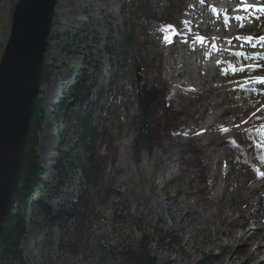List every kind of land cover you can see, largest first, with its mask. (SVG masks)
Listing matches in <instances>:
<instances>
[{
  "label": "rangeland",
  "instance_id": "374dc122",
  "mask_svg": "<svg viewBox=\"0 0 264 264\" xmlns=\"http://www.w3.org/2000/svg\"><path fill=\"white\" fill-rule=\"evenodd\" d=\"M16 1L0 0V55ZM228 1L175 0L171 7L166 0H56L45 53L49 80L38 93L44 121L37 153L45 184L37 198L49 214L38 206L27 212L21 242L25 264H124L119 247L137 248L143 239L150 242L156 264H264V177L257 178L255 171L264 172V148L255 146L264 143V85L254 82L263 72L247 67L264 61V37L253 33L263 20L244 8L246 19L234 27L228 16L236 12L229 7L237 8L241 0ZM246 2L256 6V15L264 14V0ZM134 14L141 19L132 25ZM169 23L177 25L166 28ZM221 27L225 31L215 30ZM166 32L172 43L165 42ZM234 37L241 42H230ZM148 62L149 79L164 84L150 111L157 136L143 140L132 82L135 71L148 73ZM77 78L85 80L92 125L101 134L94 153L104 162L103 177L87 216L61 220L60 213H67L78 195L81 173L66 161L64 177L57 176L60 153L74 147L76 134L72 116L62 120L53 108L60 103L77 109L70 94ZM52 86L49 101L46 91ZM218 128L229 129L220 133L233 134L230 141L243 149L247 162L238 151L225 149L211 167L210 136ZM201 137L208 151L204 164ZM167 153L179 155V176L165 186L147 187L144 158L152 162ZM186 170L192 172L188 185L203 188L206 181V199L177 194ZM155 202L157 214L152 213ZM166 234L174 240L170 244L160 242Z\"/></svg>",
  "mask_w": 264,
  "mask_h": 264
},
{
  "label": "trees",
  "instance_id": "16d2710c",
  "mask_svg": "<svg viewBox=\"0 0 264 264\" xmlns=\"http://www.w3.org/2000/svg\"><path fill=\"white\" fill-rule=\"evenodd\" d=\"M148 1V0H141ZM163 1V0H159ZM171 7H175V0H166ZM177 1V0H176ZM132 25L137 24L141 19L139 14H134L132 17ZM143 19V18H142ZM145 19V18H144ZM182 20H178L177 24L181 25ZM170 25H177L169 23ZM168 31V30H167ZM166 32L165 37H167ZM52 37L51 32L48 38ZM69 37V36H68ZM67 37V38H68ZM71 38V37H69ZM68 38V39H69ZM127 41V38L122 37L121 42ZM79 48V46H77ZM120 62V61H118ZM151 62L146 64L148 73L139 74L137 71L134 73V80L132 82L133 94L139 107L140 121L139 132L143 140L148 138H156V128L152 125L151 108L160 97V91L163 90L162 84L164 82L158 78L157 83H153V80L149 79L151 69ZM46 63V55L43 58V68L41 74V86L48 82L49 74ZM88 70V69H86ZM70 94L75 103H77V109L70 111V105L62 106L57 104L54 106L53 111L56 115H62V120H65L70 114L75 121V134L76 144L69 152L60 153V161L55 170L59 179H62L65 175L64 162L68 161L72 167L78 169L81 173V182L79 183L78 195L75 201L68 208L67 213H60V216L66 219L80 218L83 219L89 213L90 199L95 193H99L100 184L103 177L104 162L102 158L98 157L94 153L95 142L100 137L98 128L92 125L93 113L91 111V105L89 103V93L85 87V80L80 81L79 78L75 80V85L70 89ZM197 114L201 115V112ZM201 116L195 117L198 119ZM211 123L216 120L215 115L208 116ZM195 119V120H196ZM200 119V118H199ZM44 121V113L41 108V104L38 100V95L33 103V112L30 118L27 137L25 142L24 156L21 162V166L17 176V183L13 191L8 211L2 221L0 228V264H25L23 252L21 250V242L26 233L27 227V212L31 206H38L44 214H47V209L38 200L37 194L40 188L45 184L43 180L44 170L39 161L37 153L38 149V133L41 131V126ZM215 135L210 136L211 147L209 148V154L213 153V163H219L221 153L228 149V151H238L236 153L239 158H243V149L240 146L232 144L230 136L221 134L222 129H217ZM102 133V132H101ZM201 153L199 159L204 164V158L208 155L203 143L202 137L198 140ZM235 154V155H236ZM241 154V156H240ZM154 156V155H153ZM145 171L144 179L146 180L147 187L151 183H162L164 186L172 178H177L181 171V159L179 155L167 153L164 156L157 157L151 162L150 157H145ZM156 159V160H155ZM242 161H246L247 159ZM154 164H157V170L153 169ZM171 166V167H170ZM205 167V179L210 173L208 165ZM159 170L162 171V181H158ZM152 171L155 173V178H151ZM247 171L252 173L254 168L251 164H248ZM242 175V181L245 178V174ZM181 188L177 192L178 195L188 197L190 199H206V181L201 187H195V185H188L192 179V172L186 170L184 174L179 177ZM200 192V193H199ZM158 205L155 202L152 206V213L157 214ZM49 214V213H48ZM47 214V215H48ZM167 241V242H166ZM174 240L169 234L160 237V242L170 244ZM149 241L146 239L141 240L137 248L129 245H123L119 247L117 251L118 255L124 264H156L155 259L150 255L147 246Z\"/></svg>",
  "mask_w": 264,
  "mask_h": 264
},
{
  "label": "water",
  "instance_id": "95a60500",
  "mask_svg": "<svg viewBox=\"0 0 264 264\" xmlns=\"http://www.w3.org/2000/svg\"><path fill=\"white\" fill-rule=\"evenodd\" d=\"M56 0H17L0 55V228L24 156L33 103L41 88Z\"/></svg>",
  "mask_w": 264,
  "mask_h": 264
},
{
  "label": "bare ground",
  "instance_id": "6f19581e",
  "mask_svg": "<svg viewBox=\"0 0 264 264\" xmlns=\"http://www.w3.org/2000/svg\"><path fill=\"white\" fill-rule=\"evenodd\" d=\"M231 1H233V3H232V5H234V4H237L234 0H230V1H228V2H231ZM250 8V16H252L253 18H254V16H256V17H262V22L260 23V26H257V27H255L256 29H254L253 30V33L254 34H257V35H260V36H263L264 37V14L263 13H260L259 15H256L255 13V10H254V7H249ZM234 11V12H236V13H233V14H231V13H229V14H231V15H229L228 17L233 21V26L234 27H238V20H245L246 18H245V15H242V13L241 12H243V10H244V7H241V6H238L237 8H235V7H229V11ZM237 17H239L238 19H237ZM252 18L251 17H248V19L247 20H251ZM205 29V28H204ZM203 29V30H204ZM225 29H226V27H221V28H218V29H215L217 32H222V31H225ZM242 37V36H241ZM240 38V37H239ZM234 40H236L237 42H241L240 41V39H238V37L236 38V37H234L230 42H234ZM260 41H264V38H260ZM264 63V61L263 62H261L259 65H264L263 64ZM258 71L259 72H263V73H261V76H264V67H259L258 68ZM262 90H264V86L262 87ZM262 94H264V91L263 92H261ZM46 94H47V99L50 101V100H52L53 99V94H54V87L52 86V87H50L49 89H47V91H46ZM44 128L46 127V125H44L43 126ZM43 156V155H42Z\"/></svg>",
  "mask_w": 264,
  "mask_h": 264
},
{
  "label": "snow or ice",
  "instance_id": "6c2138e0",
  "mask_svg": "<svg viewBox=\"0 0 264 264\" xmlns=\"http://www.w3.org/2000/svg\"><path fill=\"white\" fill-rule=\"evenodd\" d=\"M238 6H242L245 8V10H247V8L249 7H256L255 5H249L246 0H241L240 4ZM260 10L261 11H264V6H260ZM239 17H237L238 19ZM172 26L171 25H168L166 26V28H171ZM241 27H243V25H241ZM161 31H164L165 29L162 28L160 29ZM173 35H176V33H173ZM204 40V37H197V41L198 42H203ZM165 42L166 43H172L173 41L171 39H169L168 37H165ZM237 56L239 55H242V53H236ZM262 59H264V57H262ZM249 68V70H252V69H255V68H258V67H264V65H248L247 66ZM232 71H236V69L233 67V69H231ZM239 71L240 72H244L245 71V68L242 66L239 68ZM254 82L257 83V84H262L264 85V76H258V77H255L254 78ZM243 87V85H241ZM242 123H247L246 121H242ZM237 128L240 127V125H236ZM222 131H229V129H222ZM197 135H199V133H196ZM185 135H187V133H185ZM233 144H235V141H232ZM256 147H260V148H264V143H259L257 145H255ZM256 171V174H257V178H260V177H264V172L260 171L259 169H255Z\"/></svg>",
  "mask_w": 264,
  "mask_h": 264
}]
</instances>
